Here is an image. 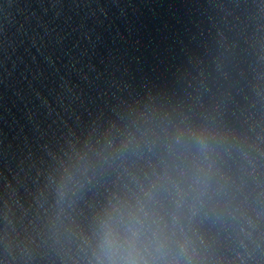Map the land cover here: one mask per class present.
Instances as JSON below:
<instances>
[{
    "label": "water",
    "instance_id": "95a60500",
    "mask_svg": "<svg viewBox=\"0 0 264 264\" xmlns=\"http://www.w3.org/2000/svg\"><path fill=\"white\" fill-rule=\"evenodd\" d=\"M161 116L249 153L238 222L200 231L206 264H264V0H0V264H86L92 218L160 166L127 133Z\"/></svg>",
    "mask_w": 264,
    "mask_h": 264
},
{
    "label": "clouds",
    "instance_id": "9594fccd",
    "mask_svg": "<svg viewBox=\"0 0 264 264\" xmlns=\"http://www.w3.org/2000/svg\"><path fill=\"white\" fill-rule=\"evenodd\" d=\"M144 152L159 153V169L135 190L112 195L96 213L82 238L83 259L206 264L200 226L238 222L234 201L255 170L249 153L211 120L194 124L168 116L147 118L127 133L122 155ZM58 195L64 201L69 193Z\"/></svg>",
    "mask_w": 264,
    "mask_h": 264
}]
</instances>
